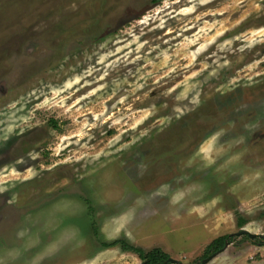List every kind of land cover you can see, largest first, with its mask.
Masks as SVG:
<instances>
[{"label":"rangeland","instance_id":"obj_1","mask_svg":"<svg viewBox=\"0 0 264 264\" xmlns=\"http://www.w3.org/2000/svg\"><path fill=\"white\" fill-rule=\"evenodd\" d=\"M261 238L264 0H0V264H264Z\"/></svg>","mask_w":264,"mask_h":264},{"label":"trees","instance_id":"obj_2","mask_svg":"<svg viewBox=\"0 0 264 264\" xmlns=\"http://www.w3.org/2000/svg\"><path fill=\"white\" fill-rule=\"evenodd\" d=\"M155 2H159L160 0H154ZM56 127V124H55ZM244 224V220H239L238 221V226L241 227V225ZM97 230L95 229V234ZM231 236L230 235H226V236H222V237H218L216 239H214L206 248L205 251V256H210L213 255L215 253L221 252L227 243H231ZM261 243L259 245L264 246V238H261ZM120 245L122 250L124 251H131L136 253L142 261V264H173L170 259V255L167 254L166 252H164L162 249L159 248H155L152 249L151 251H144L143 249L140 248H136L134 246H131L126 240L123 239H119V240H115L113 242L110 243H103L102 246L105 248H111V247H116Z\"/></svg>","mask_w":264,"mask_h":264},{"label":"water","instance_id":"obj_3","mask_svg":"<svg viewBox=\"0 0 264 264\" xmlns=\"http://www.w3.org/2000/svg\"><path fill=\"white\" fill-rule=\"evenodd\" d=\"M239 234H247V232H246V231H242V232H239ZM249 236H250V237H254L255 235H251V234H249ZM226 246H228V244H227ZM214 255H216V254H214ZM211 258H212V257H209L208 259H206V260L203 262V264H205V263H206L207 261H209ZM170 261H171L172 263H175V264H182L181 262H177V261H175V260H173V259H170Z\"/></svg>","mask_w":264,"mask_h":264},{"label":"flooded vegetation","instance_id":"obj_4","mask_svg":"<svg viewBox=\"0 0 264 264\" xmlns=\"http://www.w3.org/2000/svg\"><path fill=\"white\" fill-rule=\"evenodd\" d=\"M227 244H228V246H229V243H227ZM227 244H226V245H227ZM225 247H226V246H225ZM224 249H225V248H224Z\"/></svg>","mask_w":264,"mask_h":264}]
</instances>
